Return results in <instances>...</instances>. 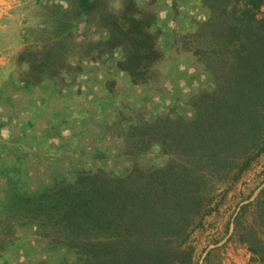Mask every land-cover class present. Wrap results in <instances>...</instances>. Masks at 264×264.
Here are the masks:
<instances>
[{"label":"trees","instance_id":"1","mask_svg":"<svg viewBox=\"0 0 264 264\" xmlns=\"http://www.w3.org/2000/svg\"><path fill=\"white\" fill-rule=\"evenodd\" d=\"M64 1L68 7L50 15L51 24L70 27L67 20L82 19L104 36L55 37L46 49L56 62L117 48L115 67L145 81L159 55L147 28L150 14L136 15L134 0H118L117 9L105 0ZM200 2L209 17L172 39L175 51L189 54L209 75L210 86L189 99L191 115L159 113L131 122L120 135L125 165L119 173L81 167L69 179L53 176L29 190L16 165L3 166L0 254L15 244V229L30 224L48 250L70 253L71 264L189 262V234L214 207L215 187L223 183L226 190L264 150V0ZM152 144L164 162L139 165L136 156ZM260 182L230 222L250 259L264 264V178Z\"/></svg>","mask_w":264,"mask_h":264},{"label":"rangeland","instance_id":"2","mask_svg":"<svg viewBox=\"0 0 264 264\" xmlns=\"http://www.w3.org/2000/svg\"><path fill=\"white\" fill-rule=\"evenodd\" d=\"M105 1L117 9L118 0ZM134 1L136 15L150 14L147 28L159 52L142 82L132 81L115 67L120 55L117 48L80 59L68 56V61L62 58L63 64L55 61L53 50L46 49L55 37L69 35L70 41H79L104 36L82 19L67 20L70 27L62 22L51 24L49 16L61 14L66 1L6 0L22 6L19 16L27 27L16 71L0 84V169L16 165L29 190L49 184L53 176L69 179L81 167L119 173L125 165L120 136L125 127L159 113L189 117L191 96L210 86L208 73L172 45L173 34L195 29L209 17V8L200 0ZM263 11L264 4L259 8ZM164 160L157 144L136 156L143 166ZM262 178L264 150L226 190L223 183L215 187L214 207L189 234L192 252L186 264H258L237 240L230 220L238 205L254 196ZM33 232L30 224L17 227L15 244L0 254V264H71L70 253L48 250Z\"/></svg>","mask_w":264,"mask_h":264},{"label":"clouds","instance_id":"3","mask_svg":"<svg viewBox=\"0 0 264 264\" xmlns=\"http://www.w3.org/2000/svg\"><path fill=\"white\" fill-rule=\"evenodd\" d=\"M21 7L0 0V84L6 83L15 73L16 61L25 50L23 36L27 26L19 16ZM67 7L68 4L65 2L64 8ZM13 17L17 18L13 19ZM2 134L5 139L8 138L6 131Z\"/></svg>","mask_w":264,"mask_h":264}]
</instances>
